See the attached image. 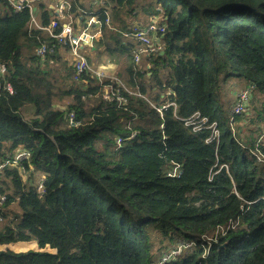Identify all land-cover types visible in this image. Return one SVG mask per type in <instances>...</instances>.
Listing matches in <instances>:
<instances>
[{
    "label": "trees",
    "instance_id": "1",
    "mask_svg": "<svg viewBox=\"0 0 264 264\" xmlns=\"http://www.w3.org/2000/svg\"><path fill=\"white\" fill-rule=\"evenodd\" d=\"M81 1L65 19L94 13V52L119 66L124 104L99 99L110 80H73L67 48L36 56L52 40L0 0V164L29 153L0 170V264H155L163 240L192 243L165 264H264V0H106L108 23ZM154 14L161 48L139 67L124 34ZM33 17L48 25V3ZM230 77L254 85V116L223 115Z\"/></svg>",
    "mask_w": 264,
    "mask_h": 264
},
{
    "label": "built area",
    "instance_id": "2",
    "mask_svg": "<svg viewBox=\"0 0 264 264\" xmlns=\"http://www.w3.org/2000/svg\"><path fill=\"white\" fill-rule=\"evenodd\" d=\"M9 8L13 12H21L27 10L30 15L29 28L41 29L46 36L52 40V44H41L35 49V55L43 58L47 54L53 53L56 47V44L62 48L68 49L69 64L73 69L72 78L73 80H78V78L87 72H90L94 75V78L103 82L105 80H110L112 83H115L116 87L106 86L102 92L100 91L98 97L102 101H117L119 104H124L125 100L119 95V87H122V83L119 82L116 78H108L103 72H97L92 69V65L89 64L87 60V53L91 51L94 43L101 37V28L100 23L97 18L93 15L94 13L85 12L84 21L80 26H75L70 18L65 19L64 12L68 11L70 8V2L74 0H59L57 3L52 4L48 3L49 9H51L52 20L45 27H41L37 22V19L33 17L36 11V3L45 2L46 0H5ZM91 5L94 10H104V15L106 17L105 23H108V11L106 5V0H93ZM156 11L160 12V9L157 8ZM59 29V30H58ZM165 25L162 21L161 14H154L149 19L145 25H136L132 26V30L128 34H124L125 37L131 38L139 46L133 51L135 64L139 63L141 60V55L153 54L160 50L161 44L159 37L164 33ZM0 72H4V66L0 65ZM6 89L10 92L11 88L9 85L6 86ZM253 84H246L243 89H241L234 101L232 113L235 115H240L245 112L247 109V104L251 97V94L254 91ZM167 107V106H166ZM66 119L70 126H76L75 116L72 112L66 114ZM206 119H199V115L195 114L190 119L185 120L187 126L192 127L193 131H197L204 127L206 124ZM212 131V136L209 139L213 140L218 135L215 124H210L208 127ZM134 137L132 133L129 139ZM122 142L121 138H117L116 143L120 145ZM29 159V153L20 149L16 151L11 160L7 159L0 164V170L5 166H17L20 162L27 161ZM178 169L175 166L169 176H174L176 170ZM41 187L39 186V189ZM4 196L0 197V203L4 202ZM1 219V218H0ZM222 230V229H221ZM189 244H184L182 242V248L185 249ZM173 253H179L180 250L172 249L170 250ZM159 257L158 262L155 264H165L171 259L175 258L174 256H163ZM167 257V259H163Z\"/></svg>",
    "mask_w": 264,
    "mask_h": 264
},
{
    "label": "rangeland",
    "instance_id": "3",
    "mask_svg": "<svg viewBox=\"0 0 264 264\" xmlns=\"http://www.w3.org/2000/svg\"><path fill=\"white\" fill-rule=\"evenodd\" d=\"M137 64L139 65V67H143V66H145V61L140 60V62L137 63ZM245 83H246V81H243V80L235 78V77H230L226 81V83L221 87V90H220V93H219L221 99L218 98V103L221 105V110L223 112V115L228 113L230 108L232 107V105H234V101H235L234 97H235L236 93H238L244 87V85L247 84V83L246 84ZM251 95L252 96H251V98H250V100H249V102L247 104V113L245 114V116L247 118H250V117L254 116L255 109L258 106V104H254V106L253 105L251 106L250 101L252 100V98H254L255 93L253 92ZM27 109H29V114L28 115L29 116L32 115L34 109L32 107L28 106V107H25L23 109V111H25ZM15 208H17L16 205H15ZM14 210H15L14 208H12V207L10 208V211L12 213L15 212ZM15 215H17L18 217L21 216V213H20L18 208L16 209ZM177 241H175L173 243H169L168 241L163 240L162 246H167V248L165 247V249L162 252H160L159 255L163 254V256L178 257L182 253L183 248H182V243L178 244L181 240L178 241V242ZM185 244H187V243H185ZM191 244L192 243H190L189 245H191ZM153 246H154V250L155 251L159 248L157 239L153 240ZM32 247L33 246H31L30 248H32ZM9 248L11 250H15V245H10ZM174 248H175V250H180V252L178 254L177 253L176 254L173 253V255H172V251H170V250H172ZM21 249L24 250V248H21ZM163 259H167V257H165Z\"/></svg>",
    "mask_w": 264,
    "mask_h": 264
},
{
    "label": "crops",
    "instance_id": "4",
    "mask_svg": "<svg viewBox=\"0 0 264 264\" xmlns=\"http://www.w3.org/2000/svg\"><path fill=\"white\" fill-rule=\"evenodd\" d=\"M58 1L59 0H46L45 2L55 4ZM81 2L85 6V8L87 9V6H86L87 5V0H82ZM149 18L146 17V16H143V19H145L144 20L145 21L144 23L143 22H139V21L137 22L136 21V22H133L132 24L133 25L136 24V25H140V26L145 25L148 22V19ZM94 51L95 50H94V47H93V48H91V51H89L87 53V57L90 58V60L88 62H89V64L92 65V69H94L97 72H103L106 75V77H108V78H116V72H117L119 66L118 65L116 66L115 64H113V62H110L109 59H107L106 56H104L102 54L100 56H97V54ZM14 209H15L14 211L16 212V209L17 208L14 207Z\"/></svg>",
    "mask_w": 264,
    "mask_h": 264
},
{
    "label": "water",
    "instance_id": "5",
    "mask_svg": "<svg viewBox=\"0 0 264 264\" xmlns=\"http://www.w3.org/2000/svg\"><path fill=\"white\" fill-rule=\"evenodd\" d=\"M160 54H162V52Z\"/></svg>",
    "mask_w": 264,
    "mask_h": 264
}]
</instances>
